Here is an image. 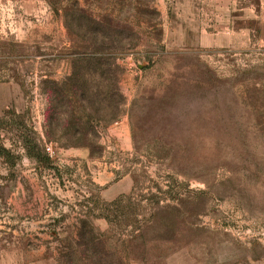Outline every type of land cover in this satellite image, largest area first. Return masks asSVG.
Wrapping results in <instances>:
<instances>
[{
	"label": "rangeland",
	"instance_id": "374dc122",
	"mask_svg": "<svg viewBox=\"0 0 264 264\" xmlns=\"http://www.w3.org/2000/svg\"><path fill=\"white\" fill-rule=\"evenodd\" d=\"M0 264H264V0H0Z\"/></svg>",
	"mask_w": 264,
	"mask_h": 264
}]
</instances>
